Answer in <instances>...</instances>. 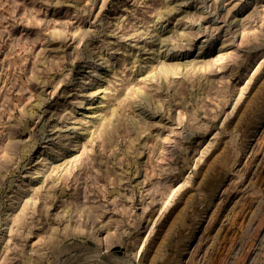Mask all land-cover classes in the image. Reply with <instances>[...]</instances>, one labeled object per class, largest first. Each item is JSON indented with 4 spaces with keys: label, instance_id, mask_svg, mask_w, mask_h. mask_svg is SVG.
I'll return each instance as SVG.
<instances>
[{
    "label": "rangeland",
    "instance_id": "obj_1",
    "mask_svg": "<svg viewBox=\"0 0 264 264\" xmlns=\"http://www.w3.org/2000/svg\"><path fill=\"white\" fill-rule=\"evenodd\" d=\"M0 264H264V0H0Z\"/></svg>",
    "mask_w": 264,
    "mask_h": 264
},
{
    "label": "bare ground",
    "instance_id": "obj_2",
    "mask_svg": "<svg viewBox=\"0 0 264 264\" xmlns=\"http://www.w3.org/2000/svg\"><path fill=\"white\" fill-rule=\"evenodd\" d=\"M164 68H166V67H164ZM164 70H165V69H164ZM164 72L166 73V71H164ZM99 254H100V253H99ZM94 255L96 256V253H95ZM94 255H93V256H94ZM97 255H98V252H97ZM86 256H87V255H86ZM100 256H101V255H100ZM100 256H99V257H100ZM88 257H89V256H88ZM90 257H91V256H90ZM99 257H98V258H99ZM102 257H103V256H102ZM86 258H87V257H86ZM92 258H93V257H92ZM96 258H97V257H96ZM88 259H89V258H88ZM105 259H106V257H105L104 259H102V261L105 260ZM100 260H101V259H100ZM98 261H99V260H98Z\"/></svg>",
    "mask_w": 264,
    "mask_h": 264
}]
</instances>
